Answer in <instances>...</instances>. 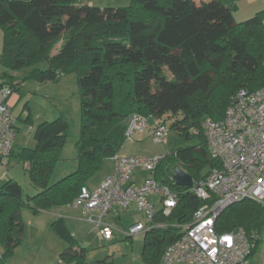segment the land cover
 Listing matches in <instances>:
<instances>
[{"label": "trees", "instance_id": "1", "mask_svg": "<svg viewBox=\"0 0 264 264\" xmlns=\"http://www.w3.org/2000/svg\"><path fill=\"white\" fill-rule=\"evenodd\" d=\"M239 1L209 0L198 5L195 0H131V7L100 9L85 5V0H0V65L9 70L33 67L30 77L40 83L77 71L82 112L75 172L50 184L70 130L60 117L39 125L36 149L20 155L39 191L26 201L18 182L10 180L2 186L0 264H8L23 240V209L30 206L37 215L73 206L103 161L118 155L135 114L181 116L175 122L171 119L169 130L186 140L201 139L198 147L165 155L149 174L178 195L170 215L157 211L154 222L159 226L144 234L145 263L161 264L167 247L182 236L183 226L191 224L206 203L191 188L176 185L175 169L186 171L196 183L206 180L219 163L208 150L204 124L221 121L240 90L255 91L264 85V11L235 23L232 14ZM43 64L47 69H41ZM4 89L9 90L6 102L20 90L7 73L0 78V91ZM193 129L198 133L193 134ZM215 228L219 234L244 229L254 244L253 256L264 228V203L246 198L230 205ZM53 230L68 245L61 259L87 264L86 251L62 217L53 223ZM97 264L114 262L107 257Z\"/></svg>", "mask_w": 264, "mask_h": 264}, {"label": "built area", "instance_id": "2", "mask_svg": "<svg viewBox=\"0 0 264 264\" xmlns=\"http://www.w3.org/2000/svg\"><path fill=\"white\" fill-rule=\"evenodd\" d=\"M8 89L0 91V165L7 167L17 135L12 108L5 101ZM169 115L155 118L149 126L148 118L131 117L127 136L152 132L156 142H164L169 133ZM210 155L219 163L206 180L194 182L190 189L206 202L194 214L193 222L183 226L182 236L169 245L161 264H249L254 250L251 237L244 229L219 234L216 220L230 205L249 198L264 203V85L255 90H240L221 121L204 124ZM164 156L113 157L114 170L97 187H84L73 207H81L90 214V221L99 228L106 240L114 238L113 227L105 218L117 209L130 208L137 203L146 223L131 227L128 236L146 232L155 224L156 208L147 197L160 193L164 215H170L178 195L168 186H161L151 176ZM140 170V176L137 171ZM117 211V212H116ZM61 264H69L61 259Z\"/></svg>", "mask_w": 264, "mask_h": 264}, {"label": "rangeland", "instance_id": "3", "mask_svg": "<svg viewBox=\"0 0 264 264\" xmlns=\"http://www.w3.org/2000/svg\"><path fill=\"white\" fill-rule=\"evenodd\" d=\"M195 2L199 5L203 2H209V0H195ZM84 4L100 9L132 6L131 0H85ZM238 5L239 9L232 14V21L235 23L247 21L253 18L257 12L264 10V0H242ZM59 47L60 45L55 46L54 52ZM2 52L3 33L0 29V58ZM40 67L43 70L47 69L46 64ZM33 69V67H27L20 70H9L0 65V78L7 73L20 89L18 92L20 102L12 108L17 135L7 167L4 168L0 165V190L8 181H16L21 185L26 201L27 197L34 196L39 190L31 182L27 170L29 164L23 162L20 155L25 149H36L35 131L39 125L64 117L70 126L67 141L61 149L54 167L51 185L77 170L79 156L77 144L82 135L81 93L77 71L64 73L58 81L40 83L30 77ZM167 118L175 122L181 116L169 115ZM154 122L155 117L150 116L148 118L149 126H153ZM191 131L194 132L193 134L198 133L195 129ZM152 132L153 130L134 133L132 139L127 137L118 155L132 157L165 156L181 148L198 147L201 143L199 137L194 136L186 140L173 129L169 130L164 142H156ZM112 170H114L113 158L105 159L100 171L88 182V187L90 189L97 187L105 174ZM136 175L140 176V170L137 171ZM148 176L145 175V177ZM147 197L149 202L155 205L157 211L162 209L163 203L160 193H150ZM117 210L120 218L118 214L112 213L104 220L113 227L114 231L113 240L106 241L100 235L96 224L90 221V214L84 213L81 207L57 208L48 211V213L36 215L30 206H26L22 211L26 228L25 234L22 242L15 249L14 255L7 260L8 264H22L23 258L29 260L39 256L47 264H61V254L68 245L53 230V223L60 217L65 220L66 227L76 238L78 246L86 251L87 264H97L98 261L107 257H111L114 264H146L142 256L145 233L141 232L131 237L127 234L131 227L138 223H146L144 213L139 210L135 202L130 208ZM38 221H42L48 226V230L45 231V233L48 232L47 238H43L40 234L42 224ZM263 246L264 228L260 246L257 249V258L260 257Z\"/></svg>", "mask_w": 264, "mask_h": 264}, {"label": "crops", "instance_id": "4", "mask_svg": "<svg viewBox=\"0 0 264 264\" xmlns=\"http://www.w3.org/2000/svg\"><path fill=\"white\" fill-rule=\"evenodd\" d=\"M242 1V0H241ZM249 1H252V0H249ZM240 2V1H239ZM238 2V3H239ZM238 3H237V5H238ZM238 9H239V5H238ZM262 11H264V10H262ZM259 12H261V11H259ZM259 12H257V13H259ZM256 13V14H257ZM255 14V15H256ZM254 15V16H255ZM253 16V17H254ZM55 52H57V51H55ZM8 102V104L11 106V108H14L19 102H20V96H19V94H17V93H14V94H12L11 95V97H10V99L7 101ZM9 163V162H8ZM113 173V170L112 171H109L108 173H106L105 174V176L100 180V182L101 181H103L106 177H108L109 175H111ZM99 182V183H100ZM98 183V184H99ZM71 207H73V206H71ZM43 213H48V211H46V212H41V213H39V214H43ZM118 217L120 218V215L118 214ZM39 223H41L42 224V230H41V232H40V234L42 235V237L44 238V237H46L47 238V236H48V232L47 233H45V231L46 230H48V226L45 224V223H43L42 221H38ZM43 238H41V239H43ZM260 239V242H261V237L259 238ZM260 242H259V245H258V247H257V249L259 248V246H260ZM264 247V246H263ZM257 249L255 250V252H254V254H253V256H251L250 257V260H249V263L250 264H264V248L261 250V254H260V257L259 258H257ZM2 253H3V249L1 248V246H0V256L2 255ZM22 264H47L46 262H45V260H43V259H41V257L39 256V257H37V258H34V259H29V260H26V259H22V262H21ZM12 264V263H11Z\"/></svg>", "mask_w": 264, "mask_h": 264}, {"label": "water", "instance_id": "5", "mask_svg": "<svg viewBox=\"0 0 264 264\" xmlns=\"http://www.w3.org/2000/svg\"><path fill=\"white\" fill-rule=\"evenodd\" d=\"M173 179L176 185L183 188H192L194 185L193 177L179 168L175 169Z\"/></svg>", "mask_w": 264, "mask_h": 264}]
</instances>
